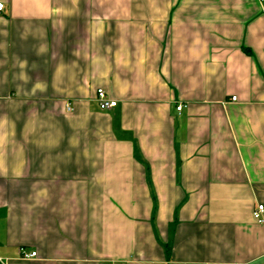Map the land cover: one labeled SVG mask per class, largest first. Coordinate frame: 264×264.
Instances as JSON below:
<instances>
[{
    "label": "crops",
    "instance_id": "1",
    "mask_svg": "<svg viewBox=\"0 0 264 264\" xmlns=\"http://www.w3.org/2000/svg\"><path fill=\"white\" fill-rule=\"evenodd\" d=\"M0 3V264H264V2Z\"/></svg>",
    "mask_w": 264,
    "mask_h": 264
},
{
    "label": "built area",
    "instance_id": "2",
    "mask_svg": "<svg viewBox=\"0 0 264 264\" xmlns=\"http://www.w3.org/2000/svg\"><path fill=\"white\" fill-rule=\"evenodd\" d=\"M261 2H264V0H260ZM4 12V5L2 3H0V15ZM97 96H98V102L100 104V107L102 110H110L113 108H116L118 103L116 101H112L110 99H108L106 93L104 90L100 89L97 91ZM237 98L233 97L232 101L236 102ZM184 109L183 105H179L177 107V112L180 114ZM263 215H264V206H259L257 208V210L254 212V218L262 223L263 220ZM22 258L24 260H32L37 258V253L36 252H32V253H22Z\"/></svg>",
    "mask_w": 264,
    "mask_h": 264
}]
</instances>
